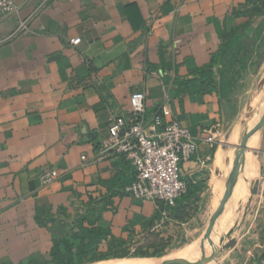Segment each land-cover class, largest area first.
<instances>
[{"label": "crops", "instance_id": "obj_1", "mask_svg": "<svg viewBox=\"0 0 264 264\" xmlns=\"http://www.w3.org/2000/svg\"><path fill=\"white\" fill-rule=\"evenodd\" d=\"M16 5L17 13L0 21V264H55L56 242L82 231L77 226L82 217L98 219L97 228L110 231L96 246L97 256L112 241L135 240L140 248L152 233L193 236L198 228L184 227L207 212L214 220L225 202L213 230L210 224L213 234L226 205L232 203L229 218L236 215L234 204L243 192L240 218L223 235L230 245L202 264H264V5L258 0H16ZM75 39L81 42L72 44ZM240 51V63L229 68L238 78L221 94V72ZM205 73L211 81L202 78ZM134 92L145 94L149 110L159 108L167 94L174 118L199 139V158L213 156L206 167L195 157L181 169L191 195L177 206L201 205V213L184 221L170 218L158 231L153 229L164 206L125 192L135 179L132 164L121 155L99 156L110 115L129 113ZM47 168L57 169L59 179L42 187L39 175ZM175 242L160 257L83 264H144L142 259L191 264L216 251L206 234L178 248ZM193 245L195 254L184 257Z\"/></svg>", "mask_w": 264, "mask_h": 264}, {"label": "built area", "instance_id": "obj_2", "mask_svg": "<svg viewBox=\"0 0 264 264\" xmlns=\"http://www.w3.org/2000/svg\"><path fill=\"white\" fill-rule=\"evenodd\" d=\"M17 11L16 0H0V21ZM153 23L154 19H149L150 29ZM80 42L81 39L72 40L74 45ZM170 106L166 94L159 108L149 110L145 94L134 92L130 97L129 113L110 115L107 135L99 147L101 159L121 155L134 167L135 179L125 188L129 196L164 206L161 223L153 231H158L172 218L171 210L189 190V183L182 178V165L195 157L204 167L213 160L210 154L204 159L199 158V139L174 118ZM58 179L59 172L55 168H47L39 175L42 187H48Z\"/></svg>", "mask_w": 264, "mask_h": 264}, {"label": "trees", "instance_id": "obj_3", "mask_svg": "<svg viewBox=\"0 0 264 264\" xmlns=\"http://www.w3.org/2000/svg\"><path fill=\"white\" fill-rule=\"evenodd\" d=\"M262 5H264V0H258ZM245 29V28H244ZM243 29V30H244ZM234 34V35H233ZM233 36H240L239 32H234ZM233 43H229L227 47H231ZM241 51L235 56L234 59H232L229 62V66L221 72V83H220V91L221 94H228L227 89L233 81H236L238 76L232 74L229 70L231 65H234V63L238 64L241 60ZM209 73V71L207 70ZM205 73L202 75V78L205 81H211V76ZM198 186L197 184H194ZM190 188L191 185H189V190L187 194H185L182 197V202H185L189 200L190 198ZM188 206H180L178 208H173L171 210L172 212V219L177 221H184L187 217H189L188 212ZM97 220H92L87 217H82L80 220H78L77 226L82 230L79 233L71 234L70 236H65L60 241H57L55 244V247L52 251V258L53 262L55 264H83V263H90L94 261H102V260H109V259H121L126 258L128 256H124L120 253L121 247L125 246V241L119 240L118 242L112 241V244L109 245V249L107 252H102L101 256H97V249L96 246H98V243L101 239L105 237L110 236V231L106 229H98L97 228ZM87 224V227L84 226V224ZM149 240H152V242L148 245L141 246L137 249V252L135 256L130 257H141V258H154V257H160L162 256L168 247V242L161 238L158 234L152 233ZM88 241V243H86ZM145 249L151 250L154 249L156 252V255H149L142 252ZM119 251V253H118ZM110 252V254H109ZM114 254H111V253Z\"/></svg>", "mask_w": 264, "mask_h": 264}, {"label": "rangeland", "instance_id": "obj_4", "mask_svg": "<svg viewBox=\"0 0 264 264\" xmlns=\"http://www.w3.org/2000/svg\"><path fill=\"white\" fill-rule=\"evenodd\" d=\"M262 153H263L262 155H263V158H264V149H263ZM244 194H246V193L243 192L242 196L240 198H238L237 203L234 204V212L236 211V215L239 214L238 208L241 205V200H242V197H244ZM178 206H177V208H178ZM180 206H182V205H180ZM231 207H232V203L231 204L229 203L228 205H226L224 207V209H223V211L221 213V216L219 218V221L217 223V228L215 229L213 234L210 232V224H211L213 218H212L211 214H209L207 212L206 214L205 213L202 214V216L200 218L198 217L197 219L192 221L188 226L184 227L187 230L195 229V227H197L198 231L196 233H194V235L196 234L195 236L194 235L193 236H189L188 238H186V236L182 237L181 236L182 232H181L177 238H172L171 237V239L177 241V242H175L176 243L175 246L177 248L181 247V246L185 245V243L189 242L191 239H193V238H195L197 236L200 237V235H205V234H206V236H210L211 237V239H212V241L214 243V246H216L215 242L218 241L217 239L219 237L223 236L224 232L229 231L232 228L233 224L235 223L236 219L240 218V216L236 217V215H233L232 218L231 217L229 218L230 213H231ZM187 208H188V212H189V217H187V218L195 217V215L197 213H201V211H202V210H200V208H202L201 205L199 206V208H197V205L196 206L195 205L188 206ZM237 212H238V214H237ZM238 220H240V219H238ZM242 225L244 226V224H242ZM246 227H248V225H246ZM178 230H179V232L181 231L180 228ZM162 238L165 239L168 242V244L171 243V239H170L169 236H168V238L167 237H162ZM125 241H126L125 242L126 244H125L124 247H121L122 251H120V253L122 252L121 253L122 255L128 256V257L121 258V259L134 258V257H130V256H135L136 253L139 254V252H137V249H138L137 248L138 247L137 246V242L135 240H125ZM151 242H152V240H148V241H146L144 243V245H148ZM193 246L195 247V249H193L190 252L188 250L187 253H186V249H185L184 253L182 252L181 254L182 255L184 254L183 255L184 257H188V256L194 255L195 254L194 250H196L197 247H196V245H193ZM211 250H212V248H211ZM142 252L145 253V254H149V255H156L155 254L156 251L154 249H151V250L145 249L144 251L142 250ZM118 253H119V251H118ZM109 254H110V252H109ZM111 254H114V253L112 252ZM142 260H143L144 264H154L148 259H142ZM117 262L119 264H129V263H126V262H120V261H117ZM117 262H114L112 264H117Z\"/></svg>", "mask_w": 264, "mask_h": 264}, {"label": "water", "instance_id": "obj_5", "mask_svg": "<svg viewBox=\"0 0 264 264\" xmlns=\"http://www.w3.org/2000/svg\"><path fill=\"white\" fill-rule=\"evenodd\" d=\"M247 152V150L245 149V147L243 146L242 151H241V155H240V159L238 160V170L241 171L243 168V160H242V155L245 154ZM237 182V177H235L232 181H231V185H230V190L228 192V195L231 194V189L232 186ZM228 197V196H227ZM226 201V200H225ZM225 202L222 204V206L220 207V209L218 210V212L215 214L214 220L212 221L211 224V230H213V226L215 224V222L217 221L219 214L221 212L222 207L224 206ZM218 241L215 242L216 244V251L214 254H212L211 256H206L205 254L197 261L192 262L191 264H202L207 260L213 259L215 258L218 254H220L222 251L226 250V248L230 245L229 239H227V236H221L217 239Z\"/></svg>", "mask_w": 264, "mask_h": 264}]
</instances>
